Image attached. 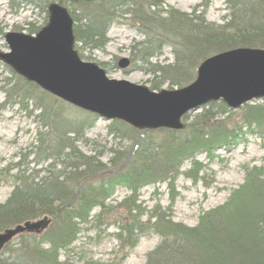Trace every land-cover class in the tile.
Instances as JSON below:
<instances>
[{"label":"trees","instance_id":"trees-1","mask_svg":"<svg viewBox=\"0 0 264 264\" xmlns=\"http://www.w3.org/2000/svg\"><path fill=\"white\" fill-rule=\"evenodd\" d=\"M38 1L44 2L45 11L55 1L68 9L80 56L85 50H104L109 27L126 18L143 35L132 46L131 61L152 75L151 90L189 84L198 65L213 54L239 47L264 49V0H226L228 14L222 23L205 18L211 0H201L192 12L166 6L165 0H25ZM38 29L30 25L27 31L35 34ZM3 36L0 27V39ZM165 44L170 45L172 60L152 61ZM0 88L6 93L0 110L13 102L26 107L25 101L33 99L43 112V125L49 126L47 134L38 133L34 153L35 163L49 161L44 173L28 171L19 162L12 167L14 186L0 203V231L50 219L42 232H23L8 242L0 264H68L60 261L61 252L70 248L80 226L91 219L96 224L110 220L117 227L114 235L123 250L121 259L141 235L152 232L159 241L146 253L144 264H264V165H243V182L223 203L202 212L194 226L172 217L177 177L183 174L193 182L201 178L198 154L211 159L218 148L229 149L245 132L264 135V100L242 105L240 122L231 121L235 111L222 100L210 101L191 121L185 114L180 130H139L114 119L108 133L125 144L108 148L111 155L102 162L105 149L95 150L96 143H91L93 154L78 147L80 141L89 143L85 132L97 115L83 110L74 118L65 115V106L55 108L47 101L57 98L45 91L35 93L39 87L21 77L13 83L8 78ZM185 161L191 164L183 171ZM160 182L167 183L169 205L146 209L138 201L140 188ZM116 186L129 194L112 205L108 200ZM95 207L98 212L91 218Z\"/></svg>","mask_w":264,"mask_h":264},{"label":"rangeland","instance_id":"rangeland-1","mask_svg":"<svg viewBox=\"0 0 264 264\" xmlns=\"http://www.w3.org/2000/svg\"><path fill=\"white\" fill-rule=\"evenodd\" d=\"M11 1H13L12 4ZM200 1L165 0V5L181 11L192 12L194 6ZM225 1L211 0L205 10V18L211 22H224V18L228 14ZM42 3L44 2L38 1L29 4L25 0H0V27L3 28L4 34L7 31L29 34L27 28L30 25L39 29L46 25L48 11L42 8ZM120 20L109 27L108 41L104 50H85L81 53V59L98 64L108 78L127 80L150 89L152 75L140 70L131 61L132 46L135 42L141 41L143 35L126 18ZM0 50L8 51L4 36L0 39ZM123 57L130 61L125 68H121L118 64ZM171 60L172 53L169 44L163 46L159 57L152 59V61L159 62ZM17 77L21 76L0 61V87L8 78L12 79V83L17 82ZM163 88L170 89L167 84L163 85L161 89ZM41 91L43 90L40 87L35 89L37 94H40ZM5 99V90L0 88V103ZM57 99L58 101H53L50 98L47 101L55 108L65 106V115L74 118L78 112H82L69 103ZM261 100L264 99L252 100L247 103H261ZM62 102L67 106L62 105ZM25 103L26 107H22L13 102L0 110V203L8 197L14 186L11 175L16 171L15 168H12L15 163L19 162L20 166L28 171L38 170L40 174L44 173V169L49 163V161L34 162L38 133L47 134L49 126L43 125V122L45 123L43 112L35 108L33 99L26 100ZM240 108L233 110L235 113L230 117L231 121L240 122ZM198 112L200 109L188 113L189 121ZM109 123L110 121L97 116L93 126L85 132L84 137L89 140V143L78 142L79 149L84 153L93 154L95 151L91 143H96L95 150L105 149L100 160L107 162L111 155L108 148H117L125 144L124 141H119L118 138H114L108 133ZM196 159L203 163V168L199 173L201 178L197 182H193L191 178L180 174L175 182L177 196L172 205L173 220L189 226H194L197 223L202 212L223 203L231 189L243 182V165H264V135L257 132H245L240 140L229 149L218 148L211 159H208L205 153L198 154ZM190 164V161H185L181 169L186 170ZM128 194L129 190L116 186L108 203L115 205ZM138 195V201L146 209H151L156 204L162 207L169 205V191L166 182L144 185L140 188ZM97 212L98 207H95L91 212V218ZM80 227L77 238L70 248L61 252L60 261H67L68 264H144L146 253L159 241L158 236L152 232L141 235L136 245L121 259L123 250L114 235L118 229L112 221L96 224L91 219L90 222L82 224Z\"/></svg>","mask_w":264,"mask_h":264},{"label":"water","instance_id":"water-1","mask_svg":"<svg viewBox=\"0 0 264 264\" xmlns=\"http://www.w3.org/2000/svg\"><path fill=\"white\" fill-rule=\"evenodd\" d=\"M48 22L35 34L7 31L8 51L0 61L43 91L106 120H120L143 129H183L185 114L210 101L222 100L236 110L264 99V49L239 47L213 54L197 67L189 84L151 90L127 80L108 78L96 63L84 61L75 49L73 19L58 2L48 7ZM128 58L118 62L121 68ZM50 219L27 221L0 231V252L17 234L40 233Z\"/></svg>","mask_w":264,"mask_h":264},{"label":"bare ground","instance_id":"bare-ground-1","mask_svg":"<svg viewBox=\"0 0 264 264\" xmlns=\"http://www.w3.org/2000/svg\"><path fill=\"white\" fill-rule=\"evenodd\" d=\"M45 92H46V91H45ZM47 93H48V92H47ZM49 94H50V93H49ZM50 95H51V94H50ZM52 96H53V95H52ZM56 98H57V97H56ZM199 109H200V108H199ZM187 114H188V113H187ZM108 121H112V120H108ZM164 129H167V128H164ZM181 170H182V169H181ZM45 229H46V228H45ZM43 230H44V229H43ZM43 230H42V231H43ZM42 231H41V232H42ZM25 232H26V231H25ZM22 233H23V232H22ZM35 233H36V232H35ZM19 234H20V233H19ZM19 234H17V235H19ZM37 234H38V233H37ZM17 235H16V236H17ZM16 236H14L10 241H12ZM10 241H9V242H10ZM2 249H3V248H2ZM1 252H2V250H1ZM1 252H0V254H1Z\"/></svg>","mask_w":264,"mask_h":264}]
</instances>
